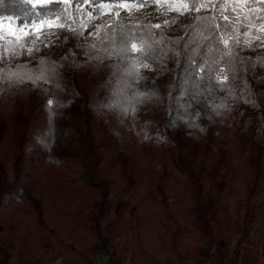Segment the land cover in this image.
<instances>
[{
    "label": "trees",
    "instance_id": "16d2710c",
    "mask_svg": "<svg viewBox=\"0 0 264 264\" xmlns=\"http://www.w3.org/2000/svg\"><path fill=\"white\" fill-rule=\"evenodd\" d=\"M23 7L4 0L0 13ZM184 32L165 34L176 39ZM65 37L70 33L35 61H15L60 65L43 86L47 91L30 83L0 85V264H93L100 251L107 264H258L264 257V67L246 77L258 106L228 98L230 110L214 109L200 96L201 103L191 101L197 115L188 123L175 110L187 112L182 97L191 100V92L184 91L187 82L179 95L173 92L179 69L168 61L175 71L147 70L155 80L138 88L157 96L125 114L131 90L113 78L114 61L96 66L79 56L73 69L81 50ZM225 95L217 93L215 103ZM50 98L60 102L54 116L45 107ZM170 118L183 122L165 127ZM45 130L53 139L42 149L36 137ZM188 237L195 240L190 262L183 256ZM160 253L166 257L158 260Z\"/></svg>",
    "mask_w": 264,
    "mask_h": 264
},
{
    "label": "snow or ice",
    "instance_id": "6c2138e0",
    "mask_svg": "<svg viewBox=\"0 0 264 264\" xmlns=\"http://www.w3.org/2000/svg\"><path fill=\"white\" fill-rule=\"evenodd\" d=\"M3 3L4 0H0V6ZM19 3L24 6L20 13H0V19H15L24 28L39 22L42 28L32 39H21L10 34L13 39L6 43L0 41V85L12 87L30 83L33 87L47 91L43 86L52 83L60 65L44 58L37 62L35 68L29 63L15 61L25 51L31 55L33 51H40L41 45L52 46L54 39H59V32L63 30L76 39V48L81 50L72 59L73 69L80 66L76 63L79 56L94 60L96 66L105 60L114 61L111 65L114 69L113 78L131 90L130 106L122 109L125 114H133L136 106L145 98L157 96L155 90L140 92L138 88L141 81L154 82V77L144 75L147 70L155 68L160 74L175 71L168 67V61H172L176 69H179L173 92L179 95V86L185 82L188 88L184 91L191 92V100L182 97L183 108L187 112L179 106L175 110L188 115V123H192L197 115L192 111L191 101L201 103L200 96H207L214 109L230 110V105L225 102L228 98L258 106L256 94L251 91L246 77L253 73L254 68L264 67V57H244L240 53L264 46V0L259 4L255 0H244L243 3L239 0H216L215 3H206L205 0H173L157 6L159 15L167 18L156 24L141 23L121 16L120 10L127 14L137 4L149 7V0H109L107 3L102 0H19ZM85 5L90 6L91 11H85ZM113 5L117 8L115 19L110 18L98 26L97 21L101 19L103 10ZM202 11L206 14H200ZM170 12L175 13V16L169 17ZM184 15H188L191 20L190 24L183 26L184 36L168 38L165 29ZM86 32L88 35L97 33L96 40L90 44L84 43L87 40ZM70 37H65L64 42ZM217 93L226 94L219 105L215 103ZM170 95L172 99L176 98V95ZM59 103L50 98L45 107L54 116L53 106ZM104 106L102 102L99 107L103 109ZM169 115L171 117L173 113ZM182 122H174L170 118L165 127L170 128L173 123L179 126ZM46 133L47 130L38 133L36 137L42 149L53 139ZM167 139L174 143L171 137Z\"/></svg>",
    "mask_w": 264,
    "mask_h": 264
},
{
    "label": "rangeland",
    "instance_id": "374dc122",
    "mask_svg": "<svg viewBox=\"0 0 264 264\" xmlns=\"http://www.w3.org/2000/svg\"><path fill=\"white\" fill-rule=\"evenodd\" d=\"M166 2H173V0H152L151 4L149 7H140L137 5L136 7L131 8L130 11L125 14L124 10L121 11V16L128 19V20H133V21H139V22H151L152 24L160 23L167 17L165 16H160L158 11H157V6L158 5H163ZM175 2H180V0H175ZM206 3H215L216 0H205ZM232 2H237V0H232ZM239 2L243 3L244 0H239ZM257 4L261 2V0H255ZM116 10H112L111 7L105 8L103 10V15L99 21H97L98 26H100L102 23L107 21L108 19H115L114 13ZM204 12L202 11L200 14H203ZM168 16H175V13H168ZM87 22V21H85ZM191 22L190 18L188 15H184L178 18L177 22L172 25L169 28L165 29V32L167 35H177L179 33H182L183 31V26L188 25ZM42 26L40 25L39 22H37L35 25L31 26L30 28H24L16 25L15 22L13 21H8V20H0V41L3 42H8L9 40L13 39V36L10 34H15V36L20 37L21 39L28 38L32 39L34 38L35 34L41 32ZM91 31V30H89ZM66 31L61 30L59 32V39H54V43L52 46L49 47H44L41 45L40 51H33L31 55L27 53V51L24 52L23 56L17 57L16 61H35L37 55L39 53H44L47 49L50 47H53L55 43L59 42L60 39H63V37L66 35ZM97 33L93 32L91 35H88L86 32L85 35L87 36V40H90L91 38L95 37ZM43 39V37H41ZM85 40V41H87ZM243 53L245 54H254V53H263L264 54V46L262 47H256L253 50H245ZM176 183V181H175ZM181 185H184V182H180ZM176 189V188H175ZM175 199H181V197H175ZM225 220V219H224ZM225 223L227 224V220H225ZM187 241H189V248L188 250L185 249L183 252V256L186 258L188 262L191 260L190 252L193 244L195 243V240L193 238L188 237ZM213 251V250H212ZM214 254V251H213ZM165 253H160L157 257L158 260H161L165 258ZM192 262V261H191ZM93 264H107V254L105 252L100 251L98 255L95 257ZM258 264H264V257L261 258L258 261Z\"/></svg>",
    "mask_w": 264,
    "mask_h": 264
}]
</instances>
